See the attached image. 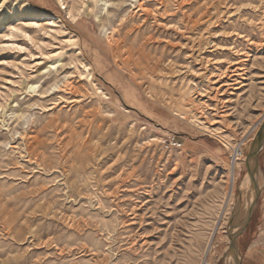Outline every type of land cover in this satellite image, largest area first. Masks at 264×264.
<instances>
[{
    "label": "rangeland",
    "instance_id": "374dc122",
    "mask_svg": "<svg viewBox=\"0 0 264 264\" xmlns=\"http://www.w3.org/2000/svg\"><path fill=\"white\" fill-rule=\"evenodd\" d=\"M262 126L264 0H0V264H240Z\"/></svg>",
    "mask_w": 264,
    "mask_h": 264
},
{
    "label": "crops",
    "instance_id": "0c3cea01",
    "mask_svg": "<svg viewBox=\"0 0 264 264\" xmlns=\"http://www.w3.org/2000/svg\"><path fill=\"white\" fill-rule=\"evenodd\" d=\"M264 140L262 142V147L259 151L258 158L261 161V168H262V184L258 189L257 192V199L261 200V205L257 209V206L253 209V212L255 211V215H253V219L251 218L250 221L253 220V223L257 226V228L264 227ZM263 160V164H262ZM250 181V180H249ZM249 190L247 193V198L245 199L244 203L245 205L243 207H246L249 201ZM260 215V216H259ZM259 216V218H257ZM240 224V223H239ZM238 224V226H239ZM248 225V227L250 226ZM237 226V230H238ZM255 226V227H256ZM248 227H246V230H248ZM243 233V235L238 240L239 245V252L241 250V261L240 264H264V250L260 248H256L255 239L251 234V231ZM250 230V229H249ZM251 239V240H250Z\"/></svg>",
    "mask_w": 264,
    "mask_h": 264
},
{
    "label": "bare ground",
    "instance_id": "6f19581e",
    "mask_svg": "<svg viewBox=\"0 0 264 264\" xmlns=\"http://www.w3.org/2000/svg\"><path fill=\"white\" fill-rule=\"evenodd\" d=\"M63 9H65V8H63ZM47 25H52L51 23H48ZM252 159V158H251ZM232 166H233V168H234V164H233V162H232ZM233 168H232V170H231V172H230V182H229V193H232V191H233V187H234V177H233ZM250 197H251V199H250V202H251V207H250V209H248V210H246L245 212H246V214H248L249 213V211L251 210V208H252V203H253V193H252V195H250ZM245 214V215H246ZM228 263V262H227ZM203 264H206V261L204 260L203 261Z\"/></svg>",
    "mask_w": 264,
    "mask_h": 264
},
{
    "label": "water",
    "instance_id": "95a60500",
    "mask_svg": "<svg viewBox=\"0 0 264 264\" xmlns=\"http://www.w3.org/2000/svg\"><path fill=\"white\" fill-rule=\"evenodd\" d=\"M262 134H264V126H262V128L260 129V133L258 135V140L256 141L255 143V148H254V151H253V155L255 154H258L259 150H260V143H261V138H262Z\"/></svg>",
    "mask_w": 264,
    "mask_h": 264
},
{
    "label": "built area",
    "instance_id": "2783aa9c",
    "mask_svg": "<svg viewBox=\"0 0 264 264\" xmlns=\"http://www.w3.org/2000/svg\"><path fill=\"white\" fill-rule=\"evenodd\" d=\"M243 156L242 151L240 150V148H236L232 154V161L233 164H235L236 161H239L241 159V157Z\"/></svg>",
    "mask_w": 264,
    "mask_h": 264
}]
</instances>
